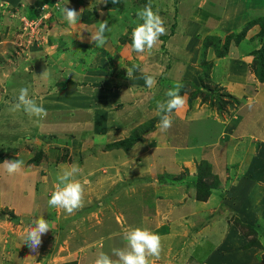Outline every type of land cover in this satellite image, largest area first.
I'll return each instance as SVG.
<instances>
[{
  "label": "rangeland",
  "instance_id": "1",
  "mask_svg": "<svg viewBox=\"0 0 264 264\" xmlns=\"http://www.w3.org/2000/svg\"><path fill=\"white\" fill-rule=\"evenodd\" d=\"M228 1L231 3L230 7L233 6V11L237 8L236 17H243L239 16V12L240 14L247 12L248 19L253 20L261 13L264 14V0H151L152 10L164 20L166 32L159 37V42L150 52L137 54L129 47L131 32L138 23H143L136 13L148 4L149 0H119L116 9H106L111 0H63L62 6L73 7L78 11L82 9L80 21L74 26H69L63 20L55 7L58 0H0V151L4 155V161L19 159L24 162L23 168H32L31 172L22 168L21 172L13 177L7 176L0 168V251L4 249L7 253L5 260L1 259L3 264H15L13 260L16 249L23 254L24 259L32 257L38 259L36 261L38 264H93L94 253L92 255L91 252L99 254L103 252L101 249L105 248L104 238L100 239L99 235L103 236L107 230L113 232L112 227L114 228L115 224L112 227L110 225L117 223V217L124 224L128 223L129 217L135 219V216L140 214L141 203L144 204L148 197V193L146 199L142 194V190L147 187L145 181L141 184L140 181L133 187L128 186L133 167L130 165L119 167L117 164L119 168H114L117 152L114 150H111V153L107 152L105 145L127 135L130 137L135 131L134 129L130 134L132 119L135 117H140L138 122L144 123L157 119L158 129L160 116L156 111V105L158 101L168 99L163 89L165 86L173 87L176 83H183L180 94L183 92L182 96L186 98L184 107L179 111L174 110L171 114L173 123L170 130L161 132L162 135L158 133L162 138L160 143L170 142L171 146L177 117L186 116L184 121L187 122L193 112L197 114V122L191 127L192 148L198 150V146L216 143L222 125L213 121V115L217 114L222 118L225 111L229 117L235 113L236 104L238 105L229 97L232 96L229 92L231 88L235 90L239 103L243 105H247L248 102L254 103L256 100L254 91L258 86L251 83L259 84L263 92L264 82L261 83L255 73L258 64L253 56L252 43L246 44L247 41H243L246 57H252L254 60L248 58L246 62L243 57L238 56L239 59H235L233 55H237V49L229 51L230 54L233 52V55L229 56L228 53L225 55L228 58L224 65L230 62L228 68L234 67L235 71L241 72L238 75L240 79L238 85L239 83L233 80L234 70L232 80L231 78L227 80L221 73L223 68L218 62L217 53L220 47L215 46V41L205 44L207 30L198 34L200 31L197 28L201 27L195 20L200 19L201 24L205 25L208 22L210 25V21L216 20L214 17H222ZM44 5L48 7L44 9ZM218 5H221L222 9H219ZM204 14L208 15L207 19H202L201 16ZM105 20L108 21L111 32L106 33V43L96 47L94 42H90V36L98 29L99 23ZM222 21L224 23V26L221 23L222 29L230 25V21ZM258 38L260 44L255 51L259 50L263 43L260 35ZM46 69L49 72L48 80L37 79L36 76H40ZM127 69H132L130 79L127 77ZM187 69L189 72L184 75ZM214 69L218 71L214 72ZM90 73L99 79L112 76L114 83L113 80L105 83V88H99L98 95L120 91L123 97L119 103L122 105L114 103L111 108H107L108 106L104 105L107 101L105 96L80 98L78 94L83 93V84L87 83L85 80H88L87 76ZM146 74L154 75L157 81L155 87L147 88L144 81ZM242 85H246L247 88H241ZM21 88H28L29 97L44 107L46 117L40 119L29 117L23 111H9L17 102ZM247 94L252 101L246 99ZM189 99L192 101L191 104ZM74 101H79V104L82 101L87 104L95 102L96 107L86 110L85 115L72 107L71 102ZM251 107L246 106L240 115H247L252 111ZM252 114L254 116L252 119L254 121L257 119V122L264 117L261 112L259 114L253 111ZM80 121L82 123H79ZM254 121L252 120L251 124H256ZM79 124H83L81 128ZM134 124L136 125L135 122ZM260 124L261 122H258L254 130H260ZM123 125L127 133L120 136L121 131L119 133L117 127ZM103 132L107 133L106 137ZM246 140L252 149L257 148L253 140ZM140 146L145 148L143 143ZM40 152L46 155L42 164L29 165V161ZM222 155L220 157H223ZM236 158V164L243 160L238 154ZM250 159L251 156H248L246 163H250ZM73 163L78 164L83 170L75 178L92 180L85 185L83 207L80 209L93 207L94 203L98 205L99 201L104 203L100 213H90L78 222H72L71 219L81 213L80 209L68 214L63 209L48 206V213L44 212L48 189H53V183L57 181V174L62 172V166ZM150 164L142 163L145 165L142 171L154 174L156 169H151ZM169 171L174 173L172 175L176 178L170 179L163 174L161 177H164V180L186 181V168L179 167ZM261 172L262 174L258 176L261 180L258 182L264 184V170ZM138 176L145 178L141 174ZM43 179L46 180L44 185L41 184ZM248 180V183L253 182L252 178ZM249 197H251L249 200H253V195ZM236 204L237 206L233 207ZM257 204L260 205L262 202ZM239 205L240 202H230L222 206L225 210L219 211L220 214L230 212L229 220L232 230L235 231L231 232L232 240L239 244L238 249L248 251L247 259L260 258L261 255L264 258L263 250L245 247L249 240L256 238L254 234H250L249 238L245 239V234L249 233L247 225L250 224V220H254V216L250 215L251 208L243 210L241 207L239 210L237 209ZM259 205H255V209L252 208L256 213L260 212ZM262 207L264 210V202ZM116 209L123 213H117ZM40 216L48 220L50 225L54 224L51 230L42 236V245L38 253H27L25 250L27 244L23 243L21 238L31 221ZM259 217L258 214L255 221H264V215ZM238 220L243 227L238 225ZM164 221L160 217L159 223L156 222L151 228L154 229ZM59 224L63 226L64 231L58 230ZM146 229L149 230L148 227ZM126 230L128 229H121L120 233H123V236L120 234L119 237H115L124 243L120 245L121 247H125L127 243L124 240ZM256 236L260 237V234ZM219 241L217 237L211 245H204L206 247L200 251L201 258H205L207 253H216ZM93 242L98 244L95 247L91 246ZM110 243H113V240L106 238V245ZM23 244L25 247L20 250ZM229 247L230 245H225L222 250ZM26 253L27 255H24ZM152 260L153 258L149 261Z\"/></svg>",
  "mask_w": 264,
  "mask_h": 264
},
{
  "label": "crops",
  "instance_id": "2",
  "mask_svg": "<svg viewBox=\"0 0 264 264\" xmlns=\"http://www.w3.org/2000/svg\"><path fill=\"white\" fill-rule=\"evenodd\" d=\"M229 4H231L230 1H228L226 4L227 6L224 7L225 9L223 10L222 17H218L216 15V17L213 16V19H216V22L210 21V25H208V22H206L205 25L203 23L201 24L202 21L200 19L195 20V22H199L198 26L201 27L197 28V30L200 31L198 32V34H201V32L203 33V31L207 30V36L215 35L224 39L229 33H239L250 19H248V16L246 14L247 12L242 14H240L239 12V16L242 15L243 17H236L235 14L237 8L233 11V6L231 5L230 7ZM218 6H220L219 9H222L221 5ZM245 14L246 18H244ZM201 17L202 19H207L208 15L204 14ZM259 17H264V14L261 13L260 15H258L257 18ZM217 20L220 21L218 22ZM222 20L230 21V25L225 27V29H222L221 27L222 24L224 26ZM217 24H221L219 25L220 27L217 26ZM260 30L261 28L259 25L252 27L243 40L247 41L246 44L252 43L251 47L254 48L253 52H255V50L258 48V45L260 44L258 38ZM189 39H191V35ZM243 41L239 46H235L236 44H231L230 46L229 51L231 52L232 49H237V55H233V52L231 54L230 52H228V54L229 56H235V59H237L238 57H243V59L248 62V58L252 57H246V48L244 47L245 43ZM189 47L191 48V44ZM227 58L228 56L218 58V62L223 68L221 70V73L225 75V78H227V80L229 78H231L232 80L231 75L232 70H234V67L228 68V64L230 62H228L226 66L224 65L226 63ZM213 71L217 72L218 69H214ZM188 72V69L185 70L184 75ZM234 74L235 78L233 80H236L239 83L240 79L238 75L241 74V72L239 70H234ZM87 77L89 82L87 80L85 81H87L88 83H90L92 79L96 81L104 79V82L106 84H108L109 81L111 82L113 80L114 83V79L112 76L102 77V79H99L97 76H92V73H90V75H88ZM87 77H84V79ZM251 84L258 86V88H256L257 90L254 91L256 99L254 103L248 102L249 100L252 101V98L250 97V95L247 94V97L245 96L248 100L247 105H243L239 102H236L238 103V105L236 104V111L233 115H230L228 117V114L225 111L222 118L217 116V114L213 115V121L222 125V129L220 130V136L217 137V141L214 144L209 143L204 144L202 146H198V150H194V148H192L191 138L193 137H191V127L192 125H194L195 122H197V114L193 112L187 122L184 121L186 116L184 117L183 115H179V117H177L176 126L174 125V129L172 132V135L174 136L172 146L170 145V142H165L164 144L160 143L162 138H160V135L158 133L161 134V132L155 127L154 130L144 134L141 138V141L137 143L129 152H126L122 149L114 150L115 152H117L115 154L116 166H114V168L118 169L120 166L125 167L127 165L132 166L133 168H131L132 170L130 171V184L128 186L133 187L134 184H137L140 181L141 184L143 183V181H145L144 184L147 187L142 190V194H144V198L146 199V194L148 193V197L144 204L141 203V206L139 208L140 214L135 217V219H133V217L131 216L128 219V223L123 224L117 217V223H111L110 225V227H112V225L115 224L114 228L112 227L113 232L107 230L103 233V236L102 234L99 235L100 239H102L103 237L105 241V248L101 249L103 253L109 255L111 259L117 260L118 258L113 255V249L124 248V246H120L124 244L122 240L115 238L119 237V235L121 234V229H130L136 227L146 229V227H148L149 231L161 237L162 244L160 258L158 260L153 258L150 264H240L242 262H244L245 264H264V258L261 257L262 255L260 256V258L247 259L248 251L243 252L242 249L237 248L239 244L237 245V242H234L232 240L233 236L231 235V232L233 230L231 227L232 224L229 220L230 212L227 211L226 213L221 214L219 212L220 210L224 209L222 207L224 204L230 202H240V205L239 207H237V209L242 207L243 210H245L246 208L248 210L249 208H251L250 210L252 211V213H250V215L254 216V220H250V224L254 226H259V228H256V234L259 233L261 237V239L260 237H257L258 241L262 245L259 249L264 251V221H255L257 219L258 214L260 217L264 215V213H262L264 211L262 207L264 202V188L262 186H264V184H261V181L258 182L259 180H261V178L258 176H260V174H262L261 171L264 170V117H261V120H258L259 123L261 122L260 130H254V127L256 126V124H258V122L257 119H255V121L254 119H252V117H254L252 114L253 111L259 114L261 112L264 116V91L261 92L259 84ZM238 85H240V83ZM245 87L247 88L246 85L241 86V88L244 89ZM171 88V86H165L163 89L166 93ZM89 89L92 91V86H83V93L81 94L80 98H86L87 92L91 93ZM96 92V96L102 98L103 95L100 96L98 95V91ZM115 92L116 93H110L105 95V97H107V101L106 103H104V105L106 107L108 106L107 108H111L114 103H119V101L122 100L123 95L120 93V91ZM229 92L238 101L235 90L233 91V89L231 88ZM190 100L191 99H189V102L191 104L192 101ZM79 103V101L71 102L72 107L76 109L78 113H83L86 115L87 113L84 112L89 109L81 107L84 106L85 102L82 101L81 104ZM119 104L122 105L121 102ZM250 104L252 106V111H250L245 116L240 115L244 108L246 109V106H249ZM252 104H254V106ZM99 105L98 107H102ZM258 108H260V110ZM142 117H144V115H142ZM247 117L248 120H246ZM252 120L256 124H251ZM138 121H140V117H135L132 119V129L130 131V134L134 129L138 128L139 125L145 124L144 122ZM134 122L136 123V125L134 124ZM79 123L82 122L80 121ZM82 125L83 124H79V127L81 128ZM117 128L119 133L121 131L120 136H124L123 134L127 133L125 125L120 128ZM169 130L170 129H168L167 131ZM81 131L84 132L83 130ZM105 133L106 132H103L104 137L107 136V133ZM127 137L124 136L122 137V139H125ZM84 138H86V136ZM122 139H118V141ZM246 139L253 140L257 144V148L255 147L252 149ZM246 142L248 146L245 145ZM142 143L145 148L140 146V144ZM108 144H111V142H107L105 146H107ZM250 144L253 143L250 142ZM107 152L111 153V151ZM107 152L101 153L104 154ZM124 154L126 155L125 157ZM237 154L241 155L243 158L241 163L238 162V164H236ZM221 155L223 157H220ZM248 156H251V159L249 160L250 163H246ZM203 162H207L210 164L213 174L218 178V187L212 190V194L207 201H198L196 197L195 183L197 179L198 167ZM142 163H152V165L150 164V168L154 170L156 169L154 171L155 173L152 174V172L148 173L144 172V170L142 171V168L145 169V165H142ZM117 164L119 165V167L117 166ZM235 166H237L238 168H234ZM179 167H182V169H187L186 181L181 179L179 181L171 182L169 180H164V177H161L163 174H165L170 179L176 178L175 175H172L174 173H171L169 170H175ZM23 169H26L28 172H31L32 170V168L26 167H24ZM90 170L96 172L93 170V168H90ZM140 174L145 178H141L140 176H138ZM249 178H252V183L251 181L250 183H248ZM89 181L91 182L92 180ZM57 183V181L53 183L52 190L48 189L45 195L48 197L46 202L50 199L51 194ZM41 184H46V180H41ZM250 195H253V200H249V198H251L249 197ZM243 202L245 204L242 205L241 203ZM248 202H250V204H248ZM261 202L262 204H257ZM103 205V201H99L98 205H95L94 203L93 207H89L88 209L84 210L80 209L81 213L74 215V217H72L71 219L72 222H78L81 218H85L90 213H100V209ZM228 205L230 206V204ZM255 205H259L261 213H256L253 210L255 209ZM48 206V203H46L44 210V212L46 213H48ZM236 206L237 204L233 205V207ZM114 207H116V205ZM116 211L117 213H123L119 212V209H116ZM160 217L165 220L164 223L159 224L158 226H155L154 229H152V225H154L156 222L159 223ZM212 218L214 219L210 220ZM53 224L54 223H51V226ZM58 230L64 231L65 229L62 225L59 224ZM94 233H96V231H94ZM106 234H108V236H106ZM121 236H123V233L121 234ZM217 237L221 241H219L220 244L215 249L217 250V252L214 254L207 253V256L205 258H201L200 251L206 246L211 245L214 241H216ZM106 238L112 239L113 243H110L107 246ZM93 243H91V246L94 247L98 244V242ZM225 245H230V247L222 250V247ZM24 247L25 246L23 244L20 250H22V248ZM255 248L258 249V247H252L249 249L255 250ZM25 250H27V253H32L29 247L27 246L25 247ZM27 253L24 255H27ZM91 253L92 255L94 253V261L98 253L94 251ZM5 254L7 256L6 250L4 251L3 249L0 251V264H3L2 260H5ZM89 254L90 253H88L87 255L89 256ZM22 255L23 254L19 253V250L16 249L14 253L15 258L13 262L15 264H34L38 260L35 259V257H32L30 259H24ZM150 259L151 258H149V260Z\"/></svg>",
  "mask_w": 264,
  "mask_h": 264
},
{
  "label": "clouds",
  "instance_id": "3",
  "mask_svg": "<svg viewBox=\"0 0 264 264\" xmlns=\"http://www.w3.org/2000/svg\"><path fill=\"white\" fill-rule=\"evenodd\" d=\"M113 4H118L119 0H111ZM107 4V3H105ZM63 0H58L55 7L59 10L63 20L69 25L74 26L80 21L79 11L73 7L62 6ZM48 5H44L46 9ZM103 15V13H101ZM139 20L143 23H138L131 32V44L129 47L137 54L150 52L159 42V37L166 32L164 20L161 16L152 10L151 0L142 9L136 13ZM111 32L108 26V21L105 20L99 23L98 29L91 33L90 42H94L96 47H101L106 43V33ZM36 76V75H35ZM132 76V69H127V77ZM40 80H48V69L43 71L40 76H36ZM145 85L151 89L155 87L157 81L154 75L144 76ZM183 85L180 83L166 92L168 99L158 101L156 111L160 116L157 128L160 132H166L172 127L171 114L173 111H179L186 104V98L180 95V89ZM251 107V104L249 105ZM11 112L23 111L29 117H37L43 119L47 112L41 104L29 97L28 88H21L17 97V102L9 109ZM24 162L19 159L5 160L0 163V168L4 173L13 177L19 174L23 168ZM83 170L81 167L73 163L71 165H63L62 172L57 174L58 183L55 185V190L52 192L50 199L47 201L51 207L63 209L66 213L72 214L74 211L83 207L85 185L90 183L87 179H76L75 177ZM51 230L50 222L43 218L37 217L24 230L22 242L27 244L31 252L38 253L39 247L42 245V236ZM124 240L127 242L122 249H113V255L118 259L113 260L109 255L100 252L93 264H150L149 258L158 260L162 251L161 237L147 229L139 227L130 228L124 233Z\"/></svg>",
  "mask_w": 264,
  "mask_h": 264
},
{
  "label": "trees",
  "instance_id": "4",
  "mask_svg": "<svg viewBox=\"0 0 264 264\" xmlns=\"http://www.w3.org/2000/svg\"><path fill=\"white\" fill-rule=\"evenodd\" d=\"M117 4H113L112 2H108V5L106 6V9H116ZM259 25L261 30H260V37L263 40V43L260 47L259 50L255 51L253 53L254 59L256 64H258V68L256 70V76L258 77L260 82H264V17H259L256 19H253L251 21H249L245 27L239 32V33H229L224 39L219 37V36H208L207 40H206V45H208L211 41H215V46L220 47V49H218V57L222 58L224 57L230 49L231 44H236L237 46H239L241 44V42L244 40V38L246 37L248 31L256 26ZM253 59V60H254ZM88 81V80H87ZM89 82V81H88ZM84 83V86H92V91L90 94H87V97H97V92L99 91V88H105L104 85V79L100 80V81H96L94 79H92V81L90 83ZM78 93V92H77ZM102 93V91H101ZM107 93V92H105ZM183 92L180 94L182 95ZM79 96H81V94H78ZM105 96V95H103ZM230 98L234 99V101L238 102L234 97L230 96ZM84 108L86 109H95L96 105L94 106V103L91 102V104H84ZM157 124V119H152L151 121L140 125L138 127V129H135V131L133 132V134L126 138V139H122L119 141H116L114 143L108 144L106 146V151H111V150H115V149H122L126 152H129L137 143H139L141 141V138L144 134H146L147 132H150L152 130H154V128L156 127ZM46 159V155L44 154V152H40L38 153L32 160L29 161V165H36L39 166L40 164H42V162ZM4 161V155H2V151H0V163H2ZM212 179V180H210ZM218 187V178L217 176H215L212 172V168L210 166L209 163L207 162H203L199 165L198 167V173H197V179H196V183H195V188H196V197L198 201H207L211 194H212V190ZM137 217V216H135ZM238 225L239 224V220H238ZM242 226V225H241ZM240 226V227H241ZM243 227V226H242ZM247 228L249 229V233L247 232L245 234V239L249 238L250 234H254L256 238L249 240L248 243L245 245L246 249L252 248V247H258L260 248L262 245L261 243L258 241L257 239V234H256V228H259V226H254L252 224H248ZM68 264V263H67ZM73 264V263H70ZM76 264V263H74Z\"/></svg>",
  "mask_w": 264,
  "mask_h": 264
}]
</instances>
